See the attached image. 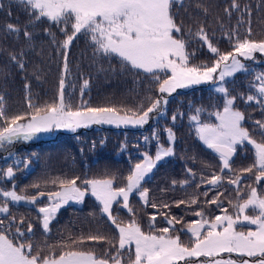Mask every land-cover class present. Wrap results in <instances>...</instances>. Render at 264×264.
<instances>
[{
	"label": "snow or ice",
	"instance_id": "6c2138e0",
	"mask_svg": "<svg viewBox=\"0 0 264 264\" xmlns=\"http://www.w3.org/2000/svg\"><path fill=\"white\" fill-rule=\"evenodd\" d=\"M25 7L30 15L28 25L23 27L7 24L10 33L23 35L31 41L34 33L28 27L47 20L58 26L64 39L57 41L55 33L45 29L61 50L62 74L59 80L57 97L51 102L36 104L30 94L26 97L29 111L9 115L3 95H0V148L18 141H28L41 133L55 129H66L75 132L91 125L109 124L120 126H144L153 118V114L163 116L169 97L177 89L209 84L212 91L223 95V107L207 112L208 119H202L203 107L194 108L189 116L195 128L196 136L213 152L218 154L219 172L210 176L200 175V185H207L208 190H219L225 184L233 187L236 199L228 200L233 209L229 212L222 208V192H218L211 200H205L207 206L215 205L222 210L221 215L209 218L203 207L194 212L198 217L184 225L181 231L190 235V242L181 240L176 225L182 221L168 212L161 215L168 227L156 229V215L149 217V230L145 231L136 218V211L130 205V197L134 194L144 206L153 209L170 208L168 203L157 205L150 200L149 189L144 187L147 178L166 158L175 155L176 140L172 128H167L169 145L159 143V135L153 136L158 142L155 154L144 151L142 159L135 163L129 174L124 177L123 186H116L115 175L102 178L93 177L81 180L79 176L72 178L55 177L44 181V186H55L54 191L40 190L41 183L26 186L36 189L35 195L18 193L16 186L5 190L0 188V264H264V119L252 121L250 131L245 123L250 117L236 106L237 100L255 103L264 113V70L254 71L246 61L255 62L257 54L264 55V39L253 38L251 8H241L238 0H232L230 8L225 12L231 16L235 10L240 14L235 27L230 30L221 29L231 44L230 51H221L213 43L204 24L194 31L191 26L177 22L180 7L185 0H15ZM3 4L0 3V8ZM205 14L208 9L202 5ZM244 28L241 36L240 29ZM79 36L87 38L93 57L119 58L122 69L146 74L156 85L158 95L147 96V106L141 103L137 108H122L115 105L92 106L83 99L84 89L89 80L84 79L81 87V100L73 106L70 96L66 98V77L69 74L68 50ZM214 36V34H213ZM193 41L201 47H207L214 55L209 63L192 62L195 50H189ZM24 51L9 52L10 61L24 69ZM239 73H247L253 77L248 83V94L233 95L227 86L229 78ZM30 87L25 84V89ZM177 112L171 116L173 122ZM215 118L213 122L212 118ZM256 135H253V133ZM259 137V138H257ZM144 141L149 142L145 136ZM250 146L253 162L237 170L233 167L238 148ZM13 154L9 152V156ZM24 163L27 169L31 161L14 159V164ZM2 171L3 177L11 180L15 177V169L9 165ZM187 173L195 179L196 173L188 168ZM227 173V175H224ZM77 181H80L78 184ZM249 181V183H244ZM187 187L191 180L172 181ZM91 195L99 204L102 216L114 227L118 239L113 241L102 234H89L79 237L69 236L55 244H34V225L25 221V217L17 216L10 211L9 204L20 205L22 202L36 207L39 223L43 233L51 232V224L59 211L70 203H83ZM208 196V191L203 193ZM47 200L43 206L41 201ZM198 205L199 196L193 195L187 201L174 202ZM120 207L130 214L128 221H123L113 214V206ZM251 212L252 214H249ZM26 223V228L22 227ZM247 227V231L243 230ZM175 233V234H174ZM86 242H106L108 248L103 256L94 250H85ZM114 249V251H113ZM224 254H227L226 257ZM235 254V258H233ZM202 258V259H201Z\"/></svg>",
	"mask_w": 264,
	"mask_h": 264
},
{
	"label": "trees",
	"instance_id": "16d2710c",
	"mask_svg": "<svg viewBox=\"0 0 264 264\" xmlns=\"http://www.w3.org/2000/svg\"><path fill=\"white\" fill-rule=\"evenodd\" d=\"M3 7L0 8V95L4 96L9 115L27 112L26 97L30 94L31 99L36 104L51 102L57 97L59 80L62 74L61 50L57 44L52 42V38L45 29H50L55 33L56 40L62 41L63 34L58 26L47 20L38 22L35 27L29 26L28 31L34 33L31 44L24 37L23 32L19 35L6 30V25L11 23L17 26L28 25L29 13L25 7L16 3L15 0H0ZM243 8L245 5L251 8V27L253 38L264 39V0H238ZM232 0H185L184 6L180 7L177 22H183L191 26L195 31L200 24H204L213 43L221 51H230L231 44L226 39L221 29L230 30L236 26L240 14L235 10L229 16L226 8H230ZM202 5L208 9L204 13ZM214 34V36H213ZM241 36L244 35V28L240 29ZM24 51V69H20L15 62L10 61L8 53ZM189 50H195V58L192 62H211L215 57L207 47H201L199 42L193 41ZM254 71L264 70V55L257 54L255 62L246 61ZM69 74L66 77V98L70 96L73 106L81 100V87L84 79L89 80V86L84 89L83 99L88 100L92 106L115 105L122 108H137L141 103L147 106V96L158 95L156 85L151 82L148 75L133 72L129 69H122L119 58H94L92 48L84 36H79L73 41L68 50ZM253 77L247 73H239L233 78H229L227 86L233 95L239 93L248 94L249 81ZM25 84L30 87L25 89ZM166 106V114L153 118L148 124L141 127H113L107 125H92L87 128L73 131H60L55 136L31 142H15L11 149L12 156H0V170L6 169L9 165L15 169L14 179L7 180L0 171V188L9 190L13 184L18 193L35 195L37 190L26 187L34 183H41L42 191H54L55 186L48 184L44 186V181H50L55 177L72 178L79 176L81 180L93 177L102 178L115 175L117 177L116 186H123L126 177L132 166L142 159V153L148 151L154 155L158 147V142L153 136L156 132L159 135V143L169 145L167 138V128H172L176 140L174 143L175 155L160 162L153 173L147 178L144 187L149 189L150 200L158 206L168 203L170 208L153 209L144 206L137 195L130 197V205L136 211V218L145 231L149 230V217L156 215V229L168 227L161 215L168 212L170 216L181 219V223L176 225L183 242H190V235L186 231H181L182 227L198 217L193 213L203 207L209 218L221 215L222 210L215 205L207 206L205 200H211L218 192H222L221 200L224 201L222 208H227L229 212L233 209L229 206L228 200L235 201L236 192L233 187L225 184L219 190H208L207 185H200L199 177H205L212 172H219L220 161L218 154L207 148L206 145L196 136L195 128L189 120V116L194 114V108L203 107L207 111L202 113V119H208L207 112L222 109L223 95L215 93L208 85L193 86L187 89H177L169 98ZM237 107L245 112L246 117H250L245 126L253 128L252 121L264 119V113L255 103L247 104L242 99L237 100ZM177 112L175 122L171 116ZM215 122V118H212ZM253 135H256L254 132ZM148 136L149 142L144 141ZM259 138V137H257ZM31 161L26 169L24 163L14 164V159ZM253 162V155L250 146L238 148L234 157L233 167L239 170L247 167ZM191 168L196 173L195 179L189 176L187 169ZM224 175H227L225 173ZM189 179L191 184L181 187L179 184L172 185V181ZM79 184L80 181H77ZM249 183V181H244ZM264 186V181L261 182ZM208 191V196L203 193ZM199 196L198 205L181 204L175 205V201H187L191 196ZM0 196V203L3 202ZM47 203L44 199L38 206ZM12 214L19 219L25 217V221H31L34 225V244H44L45 242L55 244L57 241L66 239L69 236L79 237L80 235L102 234L115 241L118 239L114 227L102 216L99 211V204L91 195L87 196L83 203H70L63 207L57 214L56 219L51 224V232L43 233L36 207L30 204L20 205L9 204ZM113 214L118 215L123 221H128L131 217L120 205L113 206ZM249 214H252L249 212ZM5 218L0 213V219ZM26 223L22 227L26 228ZM244 229H247L246 227ZM175 234V233H174ZM108 248L106 242H86L85 250H94L98 256H103ZM114 251V249H113ZM225 256L227 254H224ZM235 258V254H233ZM125 264H127L125 259Z\"/></svg>",
	"mask_w": 264,
	"mask_h": 264
},
{
	"label": "rangeland",
	"instance_id": "374dc122",
	"mask_svg": "<svg viewBox=\"0 0 264 264\" xmlns=\"http://www.w3.org/2000/svg\"><path fill=\"white\" fill-rule=\"evenodd\" d=\"M204 85H208L212 89V86L211 85H209V84H204ZM101 125H107V126L117 127L115 125H109V124H101ZM120 127H141V126H131V125H129V126H120ZM60 131H70V130H66V129H55V130H53L51 132L41 133V134H39L38 136L34 137L31 140H28V141H18V142H31V141H36V140L44 139V138H50V137L55 136ZM10 146L11 145H6L4 148H0V156L9 157V152H11V149H9ZM76 204H78V203H76ZM79 204H81V203H79ZM243 230L247 231V229H243Z\"/></svg>",
	"mask_w": 264,
	"mask_h": 264
},
{
	"label": "water",
	"instance_id": "95a60500",
	"mask_svg": "<svg viewBox=\"0 0 264 264\" xmlns=\"http://www.w3.org/2000/svg\"><path fill=\"white\" fill-rule=\"evenodd\" d=\"M7 179V178H6ZM9 180V179H8Z\"/></svg>",
	"mask_w": 264,
	"mask_h": 264
}]
</instances>
